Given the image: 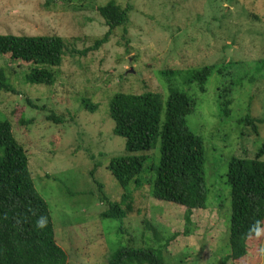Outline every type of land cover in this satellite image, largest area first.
<instances>
[{
	"label": "rangeland",
	"instance_id": "374dc122",
	"mask_svg": "<svg viewBox=\"0 0 264 264\" xmlns=\"http://www.w3.org/2000/svg\"><path fill=\"white\" fill-rule=\"evenodd\" d=\"M107 1L0 0V34L58 35L66 46L50 85L24 83L29 64L0 54V67L17 91H0V120H9L26 151L33 186L48 205L67 264H106V254L128 237L144 245L155 232L158 243L173 236L164 252L167 264H222L231 213L226 160L253 157L264 143V68L258 64L264 58V0H114L129 7L126 21L99 42L108 27L96 6ZM203 65L214 68L199 91L182 73ZM162 70L179 72L166 76ZM169 85L195 100L186 122L204 141L205 206L192 209L184 234L183 205L154 199L146 182L132 184L122 233L119 221L100 216L102 193L117 202L125 195L107 169L110 157L124 152V139L112 133L108 100L119 91L165 97ZM81 97L97 103L96 110H85ZM227 100L229 112L222 115ZM51 114L61 122L49 120ZM245 114L255 128L239 122ZM145 153L156 157L157 149ZM225 264H264V220L248 238L247 253Z\"/></svg>",
	"mask_w": 264,
	"mask_h": 264
},
{
	"label": "trees",
	"instance_id": "16d2710c",
	"mask_svg": "<svg viewBox=\"0 0 264 264\" xmlns=\"http://www.w3.org/2000/svg\"><path fill=\"white\" fill-rule=\"evenodd\" d=\"M53 0H45L51 3ZM104 19L108 33L126 21L129 7H121L114 0L96 6ZM65 42L58 35L0 34V54L29 64L22 74L26 84L50 85L65 52ZM258 64L264 68V58ZM260 67V68H261ZM214 65H203L182 73L186 82L197 83L199 91ZM179 71L162 70L164 75ZM169 81V78L166 77ZM163 97L159 92H115L108 100V115L113 121L112 133L124 139V152L110 157L107 169L124 190L122 201L109 199L102 193L106 205L102 218L120 222L129 213V188L148 183L154 199L172 201L185 207L184 234L189 233L192 209L205 206V147L203 137L191 131L186 117L192 113L195 100L183 89L169 85ZM0 91L17 93L0 67ZM25 101L36 106L30 99ZM80 105L93 112L98 107L88 97L79 99ZM221 104L222 115L229 112ZM49 120L61 119L53 114ZM253 118L245 114L239 122L255 128ZM157 149L156 157L146 151ZM264 143L253 157L228 156L225 180L229 185L230 219L228 226L229 250L222 264L247 253L248 238L256 235L264 220ZM143 173L149 174L142 179ZM100 187V185H99ZM101 191V188L99 189ZM128 199L125 201V198ZM126 204H123V202ZM124 205V207H123ZM128 212V213H127ZM147 227L150 224L144 222ZM125 230L122 232L124 233ZM153 241L144 245L131 244V238L107 253L106 264H167L165 249L173 236L158 243L161 237L154 233ZM0 264H67L65 251L56 243L48 205L36 192L28 168V157L23 145L13 134L8 119L0 120Z\"/></svg>",
	"mask_w": 264,
	"mask_h": 264
}]
</instances>
